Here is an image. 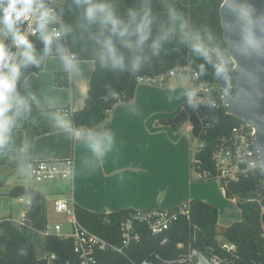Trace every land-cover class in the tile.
Masks as SVG:
<instances>
[{
	"label": "trees",
	"instance_id": "1",
	"mask_svg": "<svg viewBox=\"0 0 264 264\" xmlns=\"http://www.w3.org/2000/svg\"><path fill=\"white\" fill-rule=\"evenodd\" d=\"M221 2L222 0H152L150 8L153 16V35L143 48L142 54L146 59L139 71L135 73L129 70L131 60L136 54L135 50L123 47L116 37H113L114 42L124 55L128 67L124 71H119L100 66L98 53L101 45L97 43V39L103 40L110 35L107 27H83L65 19L64 26H68L71 31L64 33L63 37L54 38L52 50L49 53L44 51L45 44L42 37L31 40L39 63L21 68L22 75L17 82V91L28 73L39 70L40 60L44 56L60 54L56 47L60 45L75 59H89L95 64L83 107L72 111L68 116L75 128L107 130L111 109L119 101L132 99L138 85V77L161 75L175 66H187L189 74L196 72L197 81L206 84L208 89L214 86L215 91L212 95L217 96L219 92L214 80L204 71L203 75L200 74L201 65H204L203 68H206L209 73H213L210 66L192 53L189 47L180 44L178 34L162 45L158 56L152 55L150 45L152 39L159 35L160 25L167 22L168 4L182 13L191 26L201 29L207 27L223 40L218 11ZM111 5L116 14L127 21L129 9H126V6L139 10L142 2L111 0ZM11 38L10 34L5 40V45L8 46ZM20 61L21 56L18 63ZM60 76V73L55 74L56 84H59ZM207 92L202 93L201 98ZM28 103L31 111L26 115L23 114L22 106L18 109L22 113L23 127L27 130L25 155L19 160L11 161L12 164L25 161L33 137L47 131V123L53 120L52 114L56 113L57 108L39 110L34 103L30 101ZM184 109L188 115V122L192 125L193 134L204 143L202 150L195 152L194 160L198 163L193 167L199 171H212L210 155L217 139L227 134L232 125L241 121L226 113L221 99L218 100V106L215 109H209L203 104L195 111L187 104ZM35 120L38 121L36 124H34ZM262 180L254 171L226 186L225 195L227 198L234 199L240 210L241 219L223 228L220 233L217 231V209L200 199H191L186 203L188 218L179 214L168 229L160 234H152L145 223L136 222L135 230L139 235L138 240L131 241L123 252L112 249L96 251L93 264H139L143 260L150 264H162L182 256L190 247H195L205 256L218 255L228 264H264V191L259 187ZM24 192L25 189L18 186L12 189L10 194L15 197ZM28 197L30 206L25 214V225L19 226L9 219L0 221V264H66L67 262L79 264L73 251L72 238L54 233L41 234L48 224L44 197L33 188L28 190ZM73 209L76 219L82 226L115 247L122 245L121 221L132 217L136 211L122 209L111 213H96L79 205H74ZM171 209L177 211L178 207ZM192 225L198 227L194 234ZM218 235L222 237V240L218 239ZM164 237L167 241L162 244L161 240ZM224 242L234 244L235 250L232 253L226 251L222 248Z\"/></svg>",
	"mask_w": 264,
	"mask_h": 264
},
{
	"label": "crops",
	"instance_id": "2",
	"mask_svg": "<svg viewBox=\"0 0 264 264\" xmlns=\"http://www.w3.org/2000/svg\"><path fill=\"white\" fill-rule=\"evenodd\" d=\"M130 8L126 6V9ZM63 16L64 20L83 27H104L98 22L89 25L84 21L82 9L74 0H64ZM76 63L79 71H69L60 54L46 55L40 60L39 70L23 78L18 92L25 98L34 95L39 103L28 101L39 110L68 108L72 112L81 109L95 64L89 59H76ZM56 73L61 74L59 84L55 82ZM189 88H192L190 78L183 74H175L160 85L139 83L132 99L117 102L109 113L107 131L113 133L114 143L102 161L92 156L82 140L70 136L54 119L49 121L47 131L32 139L29 154L23 162L24 172L28 175L30 162L72 158L74 173L68 181L44 182L32 187L44 197L47 214L56 213L54 201L62 197L68 199L71 207L79 205L96 213L170 209L191 199H200L217 209L219 233L239 221V208V213L232 218L222 215L219 206L227 197L219 181L197 178L193 168L197 138L188 120L178 126L170 122L187 104L183 92ZM37 122L35 120L34 124ZM26 137L23 117L19 116L11 130L9 144L0 149V161L10 163L22 156ZM7 194L0 191V221L11 220V213L4 207L12 204ZM227 199L235 203L233 199ZM24 204L27 208L21 211V217L30 206L29 197ZM57 222L62 224L63 232L62 221L48 224L52 226Z\"/></svg>",
	"mask_w": 264,
	"mask_h": 264
},
{
	"label": "clouds",
	"instance_id": "3",
	"mask_svg": "<svg viewBox=\"0 0 264 264\" xmlns=\"http://www.w3.org/2000/svg\"><path fill=\"white\" fill-rule=\"evenodd\" d=\"M74 3L82 9L84 21L89 25L98 22L107 27L110 33L103 40L97 39V43L101 45L98 53L100 66L119 71H124L128 67L124 55L114 42L113 37H116L123 47L135 50L136 54L131 60L129 70L133 73L139 71L146 59L142 54L144 45L153 35L151 0H142L139 10L129 9L127 21L116 14L108 0H74ZM224 9H227L229 19L225 23L227 35L222 40L207 27L201 29L191 26L182 13L168 4L167 22L160 25L159 35L152 39L150 45L152 55L158 56L162 45L178 34V42L189 47L192 53L210 66L216 81L221 85L220 91L217 96H213L212 93L215 91L213 86L201 98L196 89H186L183 95L193 111L202 104L209 109H215L219 99L227 104L235 99L236 93L246 91L241 87L240 80L252 83L258 79L254 72L237 64V57L264 60V11H258L252 0H225L222 11ZM32 15L36 17L37 29L45 44L44 51L49 53L54 38L47 31L48 25L57 22V17L44 0H0V24L11 34L14 44L22 48L21 61L16 63L7 45L0 42V149L9 144L11 130L16 125L18 117L22 115L18 109L22 106L23 114L26 115L31 111L28 100L39 103L34 95L29 94L25 98L17 91V82L22 75L21 68L39 63L32 43L17 28L19 22ZM70 31L68 26H64V33ZM56 47L65 67L69 71L78 72L75 57L60 45ZM203 67L204 65H201V75L204 74ZM49 103L54 104L55 101ZM52 119L70 136L82 140L97 160L102 161L113 147L114 135L110 131L75 128L60 112L53 113ZM252 159L254 171L264 179V144L256 145Z\"/></svg>",
	"mask_w": 264,
	"mask_h": 264
},
{
	"label": "built area",
	"instance_id": "4",
	"mask_svg": "<svg viewBox=\"0 0 264 264\" xmlns=\"http://www.w3.org/2000/svg\"><path fill=\"white\" fill-rule=\"evenodd\" d=\"M44 3L52 9L57 17V22L48 25V33L53 38H60L64 35V0H44ZM19 31L24 33L28 40L31 42L33 38L41 37L37 29V20L34 15L23 19L17 24ZM9 53L13 56L14 62L18 63L20 59V52L22 48L17 47L12 38L8 42ZM175 74H183L190 78L191 87L197 90L198 96L201 97L202 93L207 92L208 86L203 82H198V74L196 72L189 74L187 66H175L166 73L157 76H141L137 78V83H147L153 85H160L165 80ZM56 112H60L68 117L71 111L68 108H57ZM188 120V115H187ZM190 124V123H189ZM191 130L192 125L190 124ZM253 129L240 122L232 125L228 133L217 139L211 151L212 171H199L195 168V174L199 179H213L219 181L223 191L225 192L226 186L230 182L237 181L242 177H246L254 172V160L252 153L255 150L253 141ZM196 137V136H195ZM197 138V137H196ZM204 143L197 138L196 150H202ZM198 161L193 160V166ZM29 177L37 183H44L50 181H68L73 177L74 162L72 158H65L61 160H38L30 162L27 166ZM211 177V178H210ZM234 200V199H233ZM187 204L178 206V210L174 209H160V210H136L132 217L123 219L120 224V232L122 245L115 247L108 241L98 236L97 234L89 231L82 226L74 215L73 207L69 206L67 198H57L54 201V211L59 214H65L69 232H62V224L57 222L50 226L47 224L45 230L41 232L42 235L54 233L58 236L72 238L73 251L78 258L79 264H93L95 262V252L105 251L108 249L117 252H123L131 241L138 240L139 235L135 230V223H145L152 234L163 233L168 229L170 224L175 221L179 214L188 218ZM25 215H22L21 220L16 224L19 226L25 225ZM198 230L196 225H192L193 234ZM167 238L164 237L161 243H165ZM181 246V244H178ZM228 252L235 250V245L232 243L224 242L222 244ZM200 251L195 247H190L185 254L172 261H165L162 264H195L198 261V254ZM205 256V255H204ZM53 257V255L51 256ZM209 264H228L225 259L215 254L205 256ZM66 264H69L68 262ZM139 264H150L148 261L143 260Z\"/></svg>",
	"mask_w": 264,
	"mask_h": 264
},
{
	"label": "water",
	"instance_id": "5",
	"mask_svg": "<svg viewBox=\"0 0 264 264\" xmlns=\"http://www.w3.org/2000/svg\"><path fill=\"white\" fill-rule=\"evenodd\" d=\"M225 0H222L219 6V18L222 28V38L225 39L227 33L225 31V23L229 19V13L224 8ZM252 3L258 11H264V0H252ZM237 64L242 67H247L251 72L256 74L258 79L252 83H246L240 80L239 83L246 91H241L235 94V99L227 104L221 99L224 110L227 114L235 119L243 122L253 129V141L256 147L257 144H264V60H247L243 57H237ZM206 75L214 80V83L220 91L221 85L216 81L213 73H209L206 68H203ZM239 76V73H237ZM187 121V112L185 109L171 118L170 122L174 126H178ZM259 187L264 191V179ZM195 264H209L202 253L198 254V261Z\"/></svg>",
	"mask_w": 264,
	"mask_h": 264
},
{
	"label": "rangeland",
	"instance_id": "6",
	"mask_svg": "<svg viewBox=\"0 0 264 264\" xmlns=\"http://www.w3.org/2000/svg\"><path fill=\"white\" fill-rule=\"evenodd\" d=\"M8 34L9 32L7 31V29L4 28L2 24H0V42L4 43ZM25 140H27V137ZM25 148L23 150L22 156L17 158V160L24 157ZM12 167H14L15 169L12 170ZM24 171L25 167L23 166V162L11 164L8 162L2 163L0 161V191L8 193L7 195H9L12 204L11 206L5 204L4 207L9 210V212L11 213V220L14 222H19L21 220V211L27 208L24 202L28 197V190L32 187H35V185L39 184L32 180L29 175H27ZM18 186L23 187L25 189V192L22 195L15 196L14 198V196H12L10 193L12 189ZM9 198H7L6 200L8 201ZM224 200L225 201H223L219 206V209L221 210L223 216L232 218L235 216L236 212L239 213L238 206L236 205V203L231 202L227 198H225ZM47 215L49 223H53L54 221H62V223L64 224L63 232H69V227L67 224V219L65 218V214L48 212ZM218 238L222 240V237L220 235H218Z\"/></svg>",
	"mask_w": 264,
	"mask_h": 264
}]
</instances>
